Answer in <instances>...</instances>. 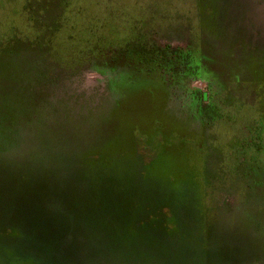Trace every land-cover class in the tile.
<instances>
[{
	"label": "rangeland",
	"instance_id": "rangeland-1",
	"mask_svg": "<svg viewBox=\"0 0 264 264\" xmlns=\"http://www.w3.org/2000/svg\"><path fill=\"white\" fill-rule=\"evenodd\" d=\"M0 264H264V0H0Z\"/></svg>",
	"mask_w": 264,
	"mask_h": 264
}]
</instances>
